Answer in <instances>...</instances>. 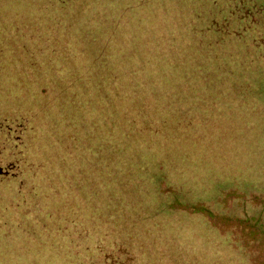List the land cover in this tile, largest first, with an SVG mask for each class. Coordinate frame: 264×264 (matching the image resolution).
<instances>
[{"label": "rangeland", "instance_id": "374dc122", "mask_svg": "<svg viewBox=\"0 0 264 264\" xmlns=\"http://www.w3.org/2000/svg\"><path fill=\"white\" fill-rule=\"evenodd\" d=\"M0 127V264H264V0H0Z\"/></svg>", "mask_w": 264, "mask_h": 264}, {"label": "trees", "instance_id": "16d2710c", "mask_svg": "<svg viewBox=\"0 0 264 264\" xmlns=\"http://www.w3.org/2000/svg\"><path fill=\"white\" fill-rule=\"evenodd\" d=\"M105 48H109V46L107 45V44H105ZM105 48L104 49H102L101 51H104L103 52V54H95L94 55V58H93V60H96L97 62H98V64H97V66H98V68L99 69H101V70H103V69H106L107 68V64H108V62H109V59H110V57H109V55L106 53V51H105ZM1 128V127H0ZM7 129H9V127L7 128ZM1 130H3V129H1ZM7 131V130H6ZM8 132V131H7ZM9 132H10V130H9ZM8 132V133H9ZM12 137V136H11ZM10 138V134H8V139ZM10 139H14V138H10Z\"/></svg>", "mask_w": 264, "mask_h": 264}]
</instances>
